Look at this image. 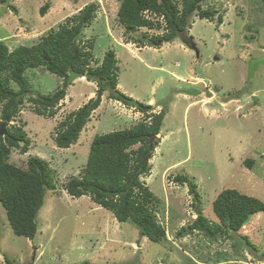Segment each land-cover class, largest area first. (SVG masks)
I'll return each mask as SVG.
<instances>
[{"label": "rangeland", "instance_id": "374dc122", "mask_svg": "<svg viewBox=\"0 0 264 264\" xmlns=\"http://www.w3.org/2000/svg\"><path fill=\"white\" fill-rule=\"evenodd\" d=\"M47 2L51 7L41 17ZM179 2L181 8L183 0ZM92 3L98 7L96 19L81 35L94 42L91 66H99L114 50L118 89L151 105L153 113L167 112L150 173L141 177L156 197L153 209L166 237L152 242L133 221L121 223L89 196L74 198L65 190L69 179L80 176L96 136L130 129L145 119L109 99L107 92L78 142L59 148L55 136L60 123L97 96L96 82L83 77L68 88L54 118L39 116L26 100L9 125L23 126L31 147L25 154L13 149L8 161L26 169L30 157L45 160L56 190L47 191L34 240L14 234L0 202V264H8L6 257L12 264H264L263 212L240 232L228 231L217 239L199 231L177 235L196 220L197 208L210 225L219 223L213 201L225 189L264 202V0L204 1V10L217 11L214 21L193 16L187 31L171 43L156 40L165 34L164 23L149 16L161 27L137 30L134 37L153 38L145 47L128 41L117 19L120 0H9L17 13L0 0V42L10 50L32 46ZM218 15L223 16L220 26ZM186 36L196 48L183 42ZM25 76L29 96L52 94L63 81L41 68L28 69ZM10 86L19 90L15 83ZM1 109L0 103V116ZM247 159L253 161L251 169ZM179 175L196 184L197 199L189 183L174 181Z\"/></svg>", "mask_w": 264, "mask_h": 264}, {"label": "trees", "instance_id": "16d2710c", "mask_svg": "<svg viewBox=\"0 0 264 264\" xmlns=\"http://www.w3.org/2000/svg\"><path fill=\"white\" fill-rule=\"evenodd\" d=\"M1 1L8 4L9 0ZM204 1L207 0H183L180 8L179 0H120L117 19L125 34L130 36L128 41L140 47L151 46L153 38L149 41L136 38L134 34L137 30L141 27H161L158 21L149 16L162 19L165 34L156 40L171 43L187 31L193 16L214 21L218 13L212 9L204 10L201 4ZM8 7L17 13L14 6L8 4ZM50 7L51 4L47 2L40 9L41 17L47 14ZM97 8L95 3L86 5L79 14L68 18L65 24L42 36L32 46H19L10 50L5 43L0 42V126L4 122L8 123L7 135L0 138V202L14 234L34 240L38 234V217L44 207L47 191L56 190V185L50 176L48 163L39 157H30L26 169L8 161L13 149L25 154L31 147L23 126L9 125L17 118L26 100L39 116L54 118L59 103L66 98L67 90L74 80L86 77L88 81L96 82L97 96L69 113L60 123L55 136L59 148L68 149L78 142L107 92L109 99L134 108L143 113L145 119L130 129L96 136L80 176L69 179L65 190L74 198L89 196L94 203L111 211L121 223L133 221L144 237L157 243L166 237V231L158 223L153 209L156 197L141 177L150 173L149 161L159 144L167 112L162 110L153 113L151 105L137 101L118 89L119 66L114 50L105 54L99 66H91L94 42L81 40V35L96 19ZM217 17L220 26L223 16ZM183 42L196 48L192 37L186 36ZM39 68L61 78L62 85L52 94L29 96L32 92L25 73L28 69ZM10 83H15L19 90L12 88ZM152 136L157 138L150 147ZM244 163L252 168V160L247 159ZM174 181L179 185L189 183L190 193L197 199V186L190 183L187 176L179 175ZM213 211L219 223L210 225L200 211L188 228L178 231V237L183 238L186 234L199 231L208 238L217 239L228 231L240 232L250 215L264 213V202L236 189H225L213 201ZM243 240L256 249L247 237H243ZM6 262L12 264L8 257Z\"/></svg>", "mask_w": 264, "mask_h": 264}, {"label": "water", "instance_id": "95a60500", "mask_svg": "<svg viewBox=\"0 0 264 264\" xmlns=\"http://www.w3.org/2000/svg\"><path fill=\"white\" fill-rule=\"evenodd\" d=\"M7 128H8V123H7V122H4V123L0 126V138H1V137H4V136L7 135ZM156 138H157L156 136H152V137H151L150 147H152V143L155 141ZM196 213H197L198 215L200 214V209H199V208L196 209ZM252 217H253L252 215H250V216L248 217V219L244 222V226H245L246 224H248V223L252 220Z\"/></svg>", "mask_w": 264, "mask_h": 264}, {"label": "crops", "instance_id": "0c3cea01", "mask_svg": "<svg viewBox=\"0 0 264 264\" xmlns=\"http://www.w3.org/2000/svg\"><path fill=\"white\" fill-rule=\"evenodd\" d=\"M253 218V217H252Z\"/></svg>", "mask_w": 264, "mask_h": 264}]
</instances>
